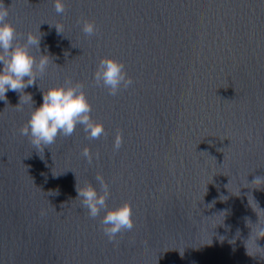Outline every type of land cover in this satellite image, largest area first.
I'll use <instances>...</instances> for the list:
<instances>
[{"label":"water","instance_id":"1","mask_svg":"<svg viewBox=\"0 0 264 264\" xmlns=\"http://www.w3.org/2000/svg\"><path fill=\"white\" fill-rule=\"evenodd\" d=\"M0 2L17 40L40 34L32 51L50 57L23 90L32 107L70 78L106 131L90 140L77 125L38 150L20 134L31 106L12 90L0 99V264H264V0H64L62 14L54 0ZM103 56L134 81L116 96L94 81ZM97 174L108 207L132 206L117 242L77 198L76 185L100 191Z\"/></svg>","mask_w":264,"mask_h":264},{"label":"clouds","instance_id":"2","mask_svg":"<svg viewBox=\"0 0 264 264\" xmlns=\"http://www.w3.org/2000/svg\"><path fill=\"white\" fill-rule=\"evenodd\" d=\"M54 8L57 14L65 13L64 0H54ZM8 15V7L0 2V63L3 65L0 69V99H6L7 91L12 90L21 93L20 103L23 101L31 106L29 119L21 126L20 134L28 137L29 142L38 150L54 144L58 136L70 137L77 125L83 126L90 140L106 136L103 122L94 120L91 116L93 108L82 82L74 84L70 78H66L64 84L43 90V103L39 107H32L31 94L24 93L23 90L33 85L36 79L46 72L50 57L41 54L37 60L40 34L30 31L26 39L17 40L16 25L7 19ZM56 28L62 32L58 26ZM82 32L86 37L97 34L95 21L84 19ZM33 48L36 52L32 51ZM94 81L111 96H116L122 89L126 90L134 83L124 62L113 56H103L99 59L94 71ZM122 144L123 135L118 131L114 138L113 151H118ZM81 155L89 164L92 163L94 156L87 146L83 148ZM95 158H99V153L95 154ZM95 179L99 183L100 191L98 192L90 182L81 187L76 185L77 198L92 219H96L101 211H104L100 219L101 230L109 242H117L118 236L131 232L134 228L131 203L126 201L118 206L108 207L107 201L111 194L109 184L103 175L97 174ZM58 194V190L49 192V195ZM46 214L47 210L41 209L40 215L43 217ZM257 214L259 222L254 226L255 241L258 237H264V223H261L260 215L258 212Z\"/></svg>","mask_w":264,"mask_h":264}]
</instances>
